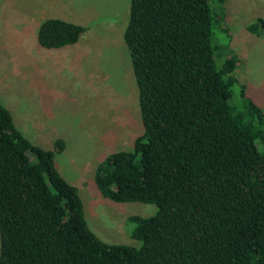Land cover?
Returning a JSON list of instances; mask_svg holds the SVG:
<instances>
[{
  "label": "trees",
  "instance_id": "16d2710c",
  "mask_svg": "<svg viewBox=\"0 0 264 264\" xmlns=\"http://www.w3.org/2000/svg\"><path fill=\"white\" fill-rule=\"evenodd\" d=\"M225 18L223 0H129L121 39L142 132L104 158L94 183L111 202L155 208L128 218L138 247L87 228L53 153L0 104V264H264V113L234 79ZM83 31L48 18L36 41L60 48Z\"/></svg>",
  "mask_w": 264,
  "mask_h": 264
},
{
  "label": "rangeland",
  "instance_id": "374dc122",
  "mask_svg": "<svg viewBox=\"0 0 264 264\" xmlns=\"http://www.w3.org/2000/svg\"><path fill=\"white\" fill-rule=\"evenodd\" d=\"M223 5L228 45L237 58L234 79L264 113V28L247 31L264 22V0ZM128 6L129 0H0V104L32 145L53 153L54 168L77 191L87 228L106 244L138 247L128 218L149 217L155 208L111 202L94 183L104 158L129 151L142 132L121 39ZM48 18L84 31L73 45L43 49L36 31Z\"/></svg>",
  "mask_w": 264,
  "mask_h": 264
}]
</instances>
